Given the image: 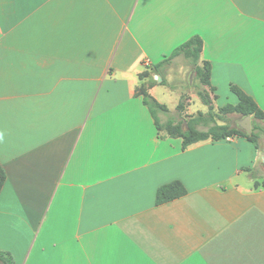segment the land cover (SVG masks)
I'll return each mask as SVG.
<instances>
[{
    "label": "crops",
    "instance_id": "crops-1",
    "mask_svg": "<svg viewBox=\"0 0 264 264\" xmlns=\"http://www.w3.org/2000/svg\"><path fill=\"white\" fill-rule=\"evenodd\" d=\"M196 35L214 111L238 104L235 85L264 112V0H0V252L264 264V151L243 137L183 150L139 94L170 111L148 68ZM173 182L187 194L157 205Z\"/></svg>",
    "mask_w": 264,
    "mask_h": 264
},
{
    "label": "trees",
    "instance_id": "trees-1",
    "mask_svg": "<svg viewBox=\"0 0 264 264\" xmlns=\"http://www.w3.org/2000/svg\"><path fill=\"white\" fill-rule=\"evenodd\" d=\"M202 49L203 40L200 36L196 35L178 47L163 62L150 69L148 68V70L154 76H159L162 79L160 85L165 86L167 85V81L162 75L161 69L165 65L170 64L174 59L183 57L192 68V73L195 75V78L199 80L204 86H210L211 65L207 62H204L202 65L199 64ZM152 81L155 84L158 83V81L154 80L153 78ZM212 90L214 91V89ZM230 90L237 96L239 100L236 106L228 104L216 112L211 107V99H209V97L206 96L202 91H199L197 95L205 105L209 106L207 113H198L195 117H192L189 120H168L163 125H161L160 119L158 118L159 113L169 112L166 106L157 102L143 87L139 90V94L143 96V102L149 108L152 116L154 117L158 130H165L170 137L182 138L183 150H186L189 146L201 141L212 140L217 142L230 137L246 138L258 149L260 130L258 129L256 122L264 123V112L260 109L255 100L246 94L241 88L231 85ZM182 107L183 103L180 102L177 106V110H181ZM231 115H238L240 119L250 116L252 119V134L247 135L237 126L233 125L229 120V116ZM220 122L222 124H219ZM6 180V173L0 164V194L5 186ZM186 194L187 190L182 183L173 182L159 188L156 195V203L157 205H163L165 203L182 198ZM0 264H15L14 257L10 253L0 252Z\"/></svg>",
    "mask_w": 264,
    "mask_h": 264
},
{
    "label": "rangeland",
    "instance_id": "rangeland-1",
    "mask_svg": "<svg viewBox=\"0 0 264 264\" xmlns=\"http://www.w3.org/2000/svg\"><path fill=\"white\" fill-rule=\"evenodd\" d=\"M166 80V88L171 92H163L159 100L163 104L168 105L170 111L166 114L159 113L163 124L168 120L178 121L180 119H187L189 117V112L194 113L193 115L196 116L201 110L206 109L203 101L197 95L199 91H206L205 87L195 78V75L192 73V68L183 57L177 58L166 71ZM150 81H152L151 77ZM205 93L212 102L211 93ZM180 102L183 103V107L178 111L176 107ZM229 120L235 125L236 122L241 119L238 115H231L229 116ZM256 124L260 130L258 143L260 148L264 151V123L256 122Z\"/></svg>",
    "mask_w": 264,
    "mask_h": 264
},
{
    "label": "water",
    "instance_id": "water-1",
    "mask_svg": "<svg viewBox=\"0 0 264 264\" xmlns=\"http://www.w3.org/2000/svg\"><path fill=\"white\" fill-rule=\"evenodd\" d=\"M156 80H158V82H161L162 79L159 78L158 76L155 77ZM237 127L242 130L244 133H246L247 135H251L252 134V119L250 116H247L243 119H241L240 121L237 122ZM186 130H187V126H186Z\"/></svg>",
    "mask_w": 264,
    "mask_h": 264
},
{
    "label": "built area",
    "instance_id": "built-area-1",
    "mask_svg": "<svg viewBox=\"0 0 264 264\" xmlns=\"http://www.w3.org/2000/svg\"><path fill=\"white\" fill-rule=\"evenodd\" d=\"M147 66V65H146Z\"/></svg>",
    "mask_w": 264,
    "mask_h": 264
}]
</instances>
